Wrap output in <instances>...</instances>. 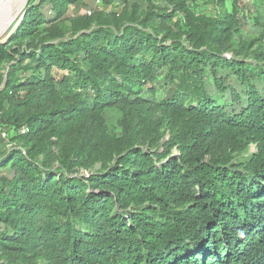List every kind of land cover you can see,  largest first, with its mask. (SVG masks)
I'll use <instances>...</instances> for the list:
<instances>
[{
  "label": "trees",
  "instance_id": "1",
  "mask_svg": "<svg viewBox=\"0 0 264 264\" xmlns=\"http://www.w3.org/2000/svg\"><path fill=\"white\" fill-rule=\"evenodd\" d=\"M93 1L29 0L0 42V264H264V19Z\"/></svg>",
  "mask_w": 264,
  "mask_h": 264
},
{
  "label": "rangeland",
  "instance_id": "2",
  "mask_svg": "<svg viewBox=\"0 0 264 264\" xmlns=\"http://www.w3.org/2000/svg\"><path fill=\"white\" fill-rule=\"evenodd\" d=\"M140 1L145 4L143 9L146 10L147 0H140ZM201 2H204L203 3L204 12L211 16H215L219 14V12H222L223 10H227V12H233V10L235 9L237 12L238 18L242 20V30H243L242 40H250L259 35V32L257 28L253 25L252 20L257 14H260L262 20L264 19V0H238L236 3L234 2V0H226L224 3H222L219 0H202ZM95 5L104 11L106 10L120 11L122 10V8H124V2L119 1V0H115L113 4H107L102 1L99 5L97 4ZM93 6H94L93 0H82V4H80L78 8H74L72 12L74 16H81V15L86 14V11L92 10ZM24 10H25V6L22 10L14 12L10 18L11 20H9L8 23L3 28H1L0 42L7 41L9 35L13 32L14 27L16 23L18 22V20L20 19ZM65 30H66V36H70L72 33L70 22H67L65 24ZM226 55L231 56L232 54L231 52H229V53H226ZM121 118L122 117L119 111L110 110L105 117L106 123L104 124V127L106 128L107 131L111 130L113 132L120 133L121 126L119 122ZM169 137L170 136L167 133L165 136V139H168ZM3 138H4V141L2 142L1 148L4 152H7L9 149L15 146V143L11 139L12 133L7 134V136H3ZM59 151H60L59 147L56 145L54 147V152L59 153ZM174 151L175 153L177 152L176 149H174ZM254 151H256V145H251L249 148V151L244 153V156H247L250 152H254ZM54 164L56 167L58 166L57 161ZM78 174L89 176L90 170L81 168Z\"/></svg>",
  "mask_w": 264,
  "mask_h": 264
},
{
  "label": "bare ground",
  "instance_id": "3",
  "mask_svg": "<svg viewBox=\"0 0 264 264\" xmlns=\"http://www.w3.org/2000/svg\"><path fill=\"white\" fill-rule=\"evenodd\" d=\"M27 1L28 0H0V30L11 20L10 18L14 12L24 8Z\"/></svg>",
  "mask_w": 264,
  "mask_h": 264
},
{
  "label": "built area",
  "instance_id": "4",
  "mask_svg": "<svg viewBox=\"0 0 264 264\" xmlns=\"http://www.w3.org/2000/svg\"><path fill=\"white\" fill-rule=\"evenodd\" d=\"M95 3H96L97 5H99V4L101 3V0H95ZM92 13H93L92 10H88V11H86V14L89 15V16L92 15ZM23 132H24V130H23ZM2 135H3V136H7V133H6V132H2Z\"/></svg>",
  "mask_w": 264,
  "mask_h": 264
},
{
  "label": "water",
  "instance_id": "5",
  "mask_svg": "<svg viewBox=\"0 0 264 264\" xmlns=\"http://www.w3.org/2000/svg\"><path fill=\"white\" fill-rule=\"evenodd\" d=\"M29 1V0H28ZM28 1H27V3H28ZM25 7H26V5H25Z\"/></svg>",
  "mask_w": 264,
  "mask_h": 264
}]
</instances>
